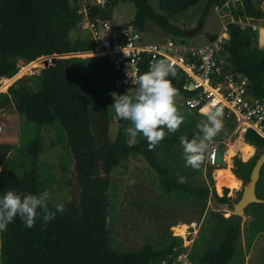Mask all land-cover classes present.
<instances>
[{"label":"trees","instance_id":"16d2710c","mask_svg":"<svg viewBox=\"0 0 264 264\" xmlns=\"http://www.w3.org/2000/svg\"><path fill=\"white\" fill-rule=\"evenodd\" d=\"M199 1L160 0L161 13L153 9L149 0H110L105 7L88 4L86 8L88 19L105 21L108 20L107 9L118 2H128L135 8L134 18L128 25L150 21L162 31L177 37L181 35V30L173 26L166 15H178ZM226 1L209 0L200 21L203 23L209 5L220 6ZM80 11L79 0H0V80L13 77L18 71L19 61L30 63L45 55L91 50V40L71 41L68 37L69 32L84 19ZM235 18L263 19L264 11L259 8L258 0H241ZM201 29H196L195 34ZM228 29L230 39L223 50L226 68L233 66L238 74L246 76L253 95L259 97L264 94V46L256 45V35L251 28L243 30L236 24H230ZM214 38L208 35L210 41ZM184 85L185 80L181 78L175 86L177 94L183 97L191 95L192 92L184 89ZM112 96L117 98L119 95L113 71L105 57L58 59L53 65L42 68L37 78L22 77L12 83L6 93H0V109L13 105L25 122L38 129L59 126L65 132L81 187L78 205H64L65 211L57 213L46 226L39 217L30 229L24 226L19 217L7 225L6 230L0 233V240L3 241L0 264H159L173 254V248L181 245L180 238L163 240L157 247L145 244L136 251L117 252L111 248L107 231L109 181L100 175V171L108 176L133 155L141 156L156 172L165 196H178L186 203H192L201 214L210 198L214 203L228 205L233 213V204L239 200L255 161L264 151L261 137L249 131L243 141L252 151L251 155L232 160L231 172L241 182L239 188L237 179L226 186L230 181H223L227 179L221 177L218 180L215 175L218 187L225 185L220 186L219 191L223 189L219 196L211 170L206 174L210 186L206 182L198 186L193 174L199 168L185 166L180 137L191 140L201 135L198 123L191 117H184V122L175 133L169 134L165 129V138L149 151L142 135L137 136L135 146L127 143L124 129L131 124L118 119L115 139L109 141L106 137L112 116L109 111ZM188 112L203 117L196 112ZM228 123L223 113V127ZM93 124H97L104 134L101 143L92 133ZM17 149L33 163V168L22 177L16 176L9 168V154ZM41 149L39 136L27 144L22 142L18 148L0 143V197L9 190L18 194L41 193L42 185L34 169ZM180 177H185L186 182H178ZM227 188L238 189L233 190V196L229 197ZM256 196L264 200V165L256 184ZM199 203L201 208L198 210ZM48 206L54 208L50 203ZM210 214L216 219L214 237L196 242L200 256L198 254L194 259L190 255L192 264H234L235 256L242 251L244 229L242 231L241 226L244 216L250 218L248 224L243 225L247 227V250L252 241L263 234L264 203L248 205L242 217L234 214L224 217L214 211ZM195 248L194 244L192 250ZM237 262L244 264V259Z\"/></svg>","mask_w":264,"mask_h":264},{"label":"rangeland","instance_id":"374dc122","mask_svg":"<svg viewBox=\"0 0 264 264\" xmlns=\"http://www.w3.org/2000/svg\"><path fill=\"white\" fill-rule=\"evenodd\" d=\"M208 1L202 0L182 14L174 16L166 15L168 21L181 30V35L177 37L162 31L150 21H146L143 24H131L130 26L138 29L143 36V40L146 42H157L158 38H168L177 44L184 43L188 46H203L207 44V35L220 32L222 25L229 20V18L225 17V14L228 13V7L225 4L227 2H225L219 4L220 9L218 10L215 9L214 4L209 5L202 23L200 19L208 5ZM232 1H235L234 3L238 7V2L236 0ZM79 2L82 9L88 4L91 5L95 0H79ZM149 3L154 10L161 13L158 0H150ZM102 7H105V4ZM134 14L135 8L133 4L128 2H118L115 6L106 10L108 20L117 25L131 23ZM200 26L202 29L199 33L191 36L183 35L185 31L196 30ZM78 35L79 38H88L89 33L79 25L76 29L69 32L68 37L74 40ZM224 61H226L225 55L222 56V62ZM21 63L23 62H18L19 65ZM23 71L24 69H22V74L20 73L14 82L22 77H29ZM33 76V78H36L38 74L33 71ZM168 79L171 80L175 87L181 77L176 74L175 78L168 77ZM112 97L113 104L117 98L116 96ZM175 104L178 112L183 117H191L198 125L205 119L204 116L188 114L189 112L183 106V96L179 94L175 97ZM109 111L112 116L106 138L109 141H113L118 130V119L115 116L113 107L110 106ZM0 123L4 124L7 128L6 132L0 133V143L9 144L14 148H18L22 142L27 144L35 139L36 136H39L42 142V149L36 166L34 165V169L38 182L42 185L41 193L44 191L49 192L48 203L52 205L63 203L64 205L77 206L80 199L81 187L74 171L73 157L67 147L65 132L59 126H43L38 129L35 125L25 122L23 117L17 114L13 105L0 109ZM92 133L96 141L101 143L104 134L97 124L92 125ZM235 151L236 154L230 153L229 155L243 158L252 153L244 141L243 145L239 146V150ZM8 160L10 170L18 177H22L24 173L33 168L32 160L28 159L18 149L9 154ZM217 162L219 164L221 162L220 151L217 155ZM204 163L205 160L201 163L202 170L199 167V170L193 174L196 179L195 183L198 186H202L203 182L210 186V179L206 176L208 170L206 171L203 168L205 167ZM221 166L224 167L223 164ZM226 170L228 171L227 168L217 170L215 172L216 178H224ZM212 174L214 178V172ZM100 175L107 177L109 181V191L107 193V231L109 233L111 248L117 252L136 251L145 244H152L157 247L162 244L163 240L167 241V239L175 238L172 236L175 232L186 236L189 232L195 231L196 234L188 235L186 238L187 240H192L194 237L191 249L189 248L188 259L190 255L195 259V256L198 254L200 256L196 242L201 240L206 241L214 237L213 227L216 219L211 216V211L221 213L224 217H229L233 214L228 205L214 203L210 198L206 201L204 212L201 214L192 206V203H186L185 200L178 196H165L161 190L156 172L139 155H133L123 161L110 175L106 176L102 171H100ZM225 177L228 179L223 181H230L226 186L232 185V182L236 180L230 174ZM216 178L214 187L217 193L216 186L218 184ZM222 189L219 191L220 195H222ZM227 195L232 197L233 192H230L228 189ZM199 208H201V203L198 205V210ZM248 221H250V218L244 216L242 218V225H245ZM191 222L195 227L191 226ZM178 225L179 228L177 229L179 230L176 229ZM246 230L247 227L244 228L241 237L242 251L238 252L235 256L234 264H239L237 261H241L242 259H244V264H264V231L263 234L258 235L252 241V245L247 250L245 247ZM172 231L174 232L172 233ZM194 244L196 248L192 250ZM189 263L192 264L190 260ZM159 264L162 263L160 262Z\"/></svg>","mask_w":264,"mask_h":264},{"label":"built area","instance_id":"2783aa9c","mask_svg":"<svg viewBox=\"0 0 264 264\" xmlns=\"http://www.w3.org/2000/svg\"><path fill=\"white\" fill-rule=\"evenodd\" d=\"M108 1L95 0L91 5L102 7ZM258 2L259 8L264 11V0ZM86 7L80 11L84 15L80 25L88 31L89 39L93 42L92 49L45 55L30 63L18 64V71L13 77L0 80V93L7 92L17 76L22 74V69L25 75L34 77L35 71L39 76L44 61L51 64L53 59L105 57L113 71L118 95L127 94L134 97L139 87L136 83L137 76L149 71L155 61L164 59L172 64L177 75L184 78V89L192 92L191 95L183 97V106L187 111L202 115V108L212 106L220 108L229 120L209 145L203 167L206 171L211 170L215 176L217 170L228 169L235 158L229 155V149L233 147L239 150V143L243 142L249 131L264 140V94L254 96L248 78L235 70L229 71V68H226V61L222 62L224 47L230 39L229 25L236 24L243 30L246 28L255 30L256 27L250 23L251 19L239 18L225 23L212 41L203 46H188L184 43L177 44L171 39L145 42L141 32L130 25L122 27L109 20L88 19ZM215 9L218 10L220 7L215 6ZM6 131V126L0 123V133ZM219 151L220 164L217 162ZM200 167L202 170V165ZM213 180L215 182V177ZM217 194L221 196L219 192ZM191 226L195 227L193 223ZM191 234L196 233L189 232L186 236L173 233V237L182 238L181 245L179 248H173V254L164 258L161 263L190 264L188 254L194 237L192 240L188 239L190 241L186 238Z\"/></svg>","mask_w":264,"mask_h":264},{"label":"clouds","instance_id":"9594fccd","mask_svg":"<svg viewBox=\"0 0 264 264\" xmlns=\"http://www.w3.org/2000/svg\"><path fill=\"white\" fill-rule=\"evenodd\" d=\"M175 76L172 64L164 59L157 60L149 71L137 76L136 83L139 87L134 97L127 94L118 96L111 105L117 119L129 121L131 124L124 129L130 146H135L138 143L137 136L142 135L148 143V150L151 151L165 138V129L169 134L175 133L184 122V117L178 112L175 104L177 89L168 79ZM201 113L205 117L198 125L201 135L191 140L180 137L185 166L192 169L200 167L209 145L223 128V113L220 108L205 106ZM178 182L184 183L186 178L180 177ZM48 200V191L39 195L6 191L0 197V233L17 217L29 229L34 227L38 217L46 226L57 213L62 214L65 211L63 203H57L50 209ZM2 243L0 240V246Z\"/></svg>","mask_w":264,"mask_h":264},{"label":"water","instance_id":"95a60500","mask_svg":"<svg viewBox=\"0 0 264 264\" xmlns=\"http://www.w3.org/2000/svg\"><path fill=\"white\" fill-rule=\"evenodd\" d=\"M201 28V26L199 27ZM196 30H189L183 33L184 36H191L195 34ZM57 60L53 59L51 64L47 61H44L43 68H47L50 65H53ZM234 70L233 66L229 67V71ZM264 165V151L258 156L255 161L252 170L250 172L249 181L246 186L243 187L241 196L239 200L233 204V214L236 216H244L245 208L253 203H264V200L259 199L256 196V184L260 177V170Z\"/></svg>","mask_w":264,"mask_h":264},{"label":"crops","instance_id":"0c3cea01","mask_svg":"<svg viewBox=\"0 0 264 264\" xmlns=\"http://www.w3.org/2000/svg\"><path fill=\"white\" fill-rule=\"evenodd\" d=\"M150 1V0H149ZM202 1V0H201ZM232 0H227L226 2L227 3H225L226 5H227V7H228V13H226L225 14V17L226 18H229V20H228V22L227 23H229L230 21H235L236 20V18H235V14L237 13V10H238V8H239V6L241 5V3H239V2H241L240 0H236L237 2H238V7H237V4L236 3H234L235 1H232ZM158 2L160 3V0H158ZM200 2V1H199ZM198 2V3H199ZM197 3V4H198ZM196 4V5H197ZM195 6V5H194ZM194 6H192L191 8H193ZM191 8H189L188 10H190ZM159 10H161V9H159ZM188 10H186V11H184V12H187ZM184 12H181L180 14H182V13H184ZM179 15V14H178ZM249 19H251V18H249ZM250 23H251V25H253V26H255L256 27V29L255 30H252L254 33H255V35H256V45L257 46H264V18L263 19H251L250 20ZM130 24V23H129ZM119 25H128V24H119ZM74 29H76V28H74ZM219 33V32H218ZM218 33H216V34H211L212 36H216ZM78 34V33H77ZM70 38V37H69ZM76 39H89V36H88V38L87 37H84V38H79V35H78V37L76 36L75 37V39L74 40H76ZM168 38H165V39H163V38H158V41L157 42H161V41H164V40H167ZM70 40L71 41H74L73 39H71L70 38ZM90 40V39H89ZM208 41H210L209 39H208V35H207V37H206V42H208ZM146 42V41H145ZM247 143V142H246ZM248 144V143H247ZM249 145V144H248ZM250 146V145H249ZM252 147V146H251ZM254 148V147H253ZM257 150V149H256ZM251 158V157H250ZM249 158V159H250ZM248 159V160H249ZM231 166H232V164H230V167L228 168V172H230L232 175H233V173L231 172ZM227 175V174H226ZM234 176V175H233ZM235 177V176H234ZM236 178V177H235ZM237 179V178H236ZM238 180V179H237ZM239 181V180H238ZM241 186V182L239 181V186H238V188ZM238 188H235V189H229L230 190V192H233V190H236V189H238ZM222 189V188H221ZM176 223H179V222H176ZM175 223V224H176ZM241 228H242V231H243V229H244V226L242 225L241 226ZM243 233V232H242ZM260 235V234H259ZM246 238V237H245ZM246 240V239H245ZM246 247V246H245ZM244 258H245V256H244Z\"/></svg>","mask_w":264,"mask_h":264},{"label":"bare ground","instance_id":"6f19581e","mask_svg":"<svg viewBox=\"0 0 264 264\" xmlns=\"http://www.w3.org/2000/svg\"><path fill=\"white\" fill-rule=\"evenodd\" d=\"M241 145H243V142L240 144L239 143V146H241ZM230 153H232V154H236V151L231 147L230 149H229V154ZM223 171V170H222ZM229 171V170H228ZM227 170L225 171V174H224V178L226 179V174L228 175V174H230V175H232L230 172H228ZM215 175H216V173H215ZM228 179V178H227ZM216 188H217V191H219L220 190V188L218 187V186H216ZM177 228H179V225L176 227V229ZM177 230H179V229H177ZM175 233H177V232H175ZM180 234V233H179Z\"/></svg>","mask_w":264,"mask_h":264}]
</instances>
